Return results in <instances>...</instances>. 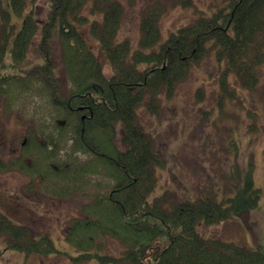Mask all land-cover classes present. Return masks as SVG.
Wrapping results in <instances>:
<instances>
[{
  "label": "trees",
  "instance_id": "1",
  "mask_svg": "<svg viewBox=\"0 0 264 264\" xmlns=\"http://www.w3.org/2000/svg\"><path fill=\"white\" fill-rule=\"evenodd\" d=\"M28 3L35 0H10L16 14ZM160 11L158 6L144 10L133 48L127 39H116L123 13L119 0H50L44 17L30 10L16 31L0 1V96L8 110L36 97L48 111L27 127L16 155L0 158V168L39 177L43 190L57 196L86 198L63 231L78 249L76 262L264 264V247L251 249L198 230L200 222H220L258 205L260 188L251 176L223 200L211 194L169 203L167 191L148 200L156 166L164 159L137 120L138 107L154 113L160 95L170 97L175 83L206 53L218 66L224 64L219 78L224 91L229 75L241 87L254 88L264 63V0H227L164 38ZM89 37L111 74L103 71ZM33 42L37 60L27 64ZM52 43L59 47L64 81ZM0 236L6 237L5 248L57 251L48 233L35 235L1 210ZM108 237L120 242L118 252L106 251Z\"/></svg>",
  "mask_w": 264,
  "mask_h": 264
},
{
  "label": "rangeland",
  "instance_id": "2",
  "mask_svg": "<svg viewBox=\"0 0 264 264\" xmlns=\"http://www.w3.org/2000/svg\"><path fill=\"white\" fill-rule=\"evenodd\" d=\"M0 1L10 11L15 31L30 10L37 17H44L50 2L35 0V4L28 3L21 14H16L10 0ZM119 1L123 13L116 39H127L133 48L138 44L140 19L148 6L160 8L158 23L164 38L181 25L200 15H210L227 3V0ZM88 40L103 71L111 74V65L98 50L96 40L90 37ZM33 46L34 42L25 57L27 64L37 60ZM52 49L59 77L64 81L59 47L52 43ZM3 61H10L8 50ZM223 65L218 66L213 54L206 53L175 83L170 97L160 95L154 113L143 105L137 108L139 124L151 135L164 159L163 165L156 166L157 177L148 200L165 191L169 203L211 194L223 200L251 176L254 186L260 188L258 205L220 222H200L198 230L206 237H220L256 249L264 247V63L254 88L241 87L229 75L231 84L226 86L227 91L219 82ZM42 103L35 97L32 101H17L8 110L0 96V158L8 160L14 156L13 150L18 153L27 127L34 126L33 120L40 121L41 113L48 112L40 108ZM35 114L40 118H34ZM39 179L20 169L0 168V210L13 222L31 228L35 235L48 233L57 251L45 254L5 248L6 237L0 236V264H97L95 258L76 262L73 256L78 249L63 232L68 219L78 214L79 205L86 198L80 194L65 197L46 192ZM120 248L118 240L108 237L106 251L116 253Z\"/></svg>",
  "mask_w": 264,
  "mask_h": 264
},
{
  "label": "flooded vegetation",
  "instance_id": "3",
  "mask_svg": "<svg viewBox=\"0 0 264 264\" xmlns=\"http://www.w3.org/2000/svg\"><path fill=\"white\" fill-rule=\"evenodd\" d=\"M0 144H2V142H1V141H0ZM0 149H1V146H0ZM12 154H13V155H16V154H17V152H16L15 150H13Z\"/></svg>",
  "mask_w": 264,
  "mask_h": 264
}]
</instances>
